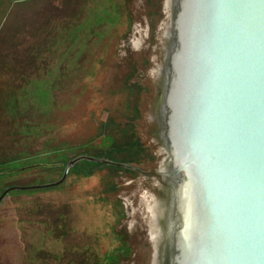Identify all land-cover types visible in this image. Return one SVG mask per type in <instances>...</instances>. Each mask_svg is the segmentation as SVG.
Instances as JSON below:
<instances>
[{
	"label": "water",
	"instance_id": "obj_1",
	"mask_svg": "<svg viewBox=\"0 0 264 264\" xmlns=\"http://www.w3.org/2000/svg\"><path fill=\"white\" fill-rule=\"evenodd\" d=\"M122 136L123 164L3 196L122 168L120 264H264V0H130Z\"/></svg>",
	"mask_w": 264,
	"mask_h": 264
},
{
	"label": "rangeland",
	"instance_id": "obj_2",
	"mask_svg": "<svg viewBox=\"0 0 264 264\" xmlns=\"http://www.w3.org/2000/svg\"><path fill=\"white\" fill-rule=\"evenodd\" d=\"M130 0H0V264H120ZM39 166V167H33ZM32 167V168H29ZM28 168V169H25Z\"/></svg>",
	"mask_w": 264,
	"mask_h": 264
}]
</instances>
